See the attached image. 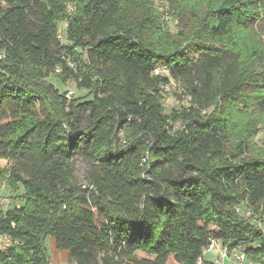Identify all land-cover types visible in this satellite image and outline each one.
<instances>
[{"label": "trees", "instance_id": "trees-1", "mask_svg": "<svg viewBox=\"0 0 264 264\" xmlns=\"http://www.w3.org/2000/svg\"><path fill=\"white\" fill-rule=\"evenodd\" d=\"M170 1L177 34L152 0H0V181L23 189L0 264H49L48 237L76 264H213L212 238L264 257V0ZM171 79L188 105L166 112Z\"/></svg>", "mask_w": 264, "mask_h": 264}, {"label": "rangeland", "instance_id": "rangeland-1", "mask_svg": "<svg viewBox=\"0 0 264 264\" xmlns=\"http://www.w3.org/2000/svg\"><path fill=\"white\" fill-rule=\"evenodd\" d=\"M178 1V0H173ZM182 3L189 9H193V7H196L199 3V0H181ZM153 7L157 11L158 17L162 21V23L168 28V30L173 33L177 34L179 33L186 21H189L190 13L185 14L184 17H181L180 14H178L177 9L175 6H173V2L170 0H152ZM193 17V16H192ZM191 17V18H192ZM264 26V23L262 24ZM67 27V24L64 22L61 24V39L62 41L66 42V37L64 34L65 28ZM187 30V29H186ZM264 39V37H262ZM162 74L168 75V71L165 68H159ZM56 72H60L57 71ZM50 81L54 83V85L61 91L66 92L67 96L70 95V97H81L82 99L87 98L88 91L85 89H81L77 86L76 81L74 80H68L66 83L61 82L58 79L57 75L51 76ZM182 93L180 90L169 88L164 89L163 92V106L167 111H170L172 109H180L183 105H188L187 99H183ZM68 97V98H70ZM259 126L258 130L253 133V137L251 138V141L249 142V151L252 153H264V122L262 119H259ZM175 127H178V124L175 125ZM73 165H74V171L75 175L78 179V181L82 184H85L84 186L88 185V175L90 173V166L89 164L80 156H76L73 158ZM8 167V161L7 160H0V169ZM23 192V189L20 188L18 191H14L11 189L5 181H0V209H5L7 207H13L18 206L22 204L21 200V193ZM4 199H7L8 202L4 201ZM241 209L242 211H248L250 208L247 206V203H241ZM8 244H10V238L8 236H1L0 237V246L5 247ZM45 247L48 253L49 258V264H76L74 261H72L69 257L68 251L66 250H60L56 247L53 238L48 237L45 241ZM243 250V247H238L237 249H229L227 245L223 242V247L216 248L209 253L205 255V258L208 259L213 264H231L230 263V254L234 253L236 251ZM261 261H264V257L261 258L259 261H255L252 258H248L249 264H260ZM220 262V263H219ZM176 264V263H171Z\"/></svg>", "mask_w": 264, "mask_h": 264}, {"label": "built area", "instance_id": "built-area-1", "mask_svg": "<svg viewBox=\"0 0 264 264\" xmlns=\"http://www.w3.org/2000/svg\"><path fill=\"white\" fill-rule=\"evenodd\" d=\"M74 9H75V5L73 3H69L68 4L69 12L74 11ZM59 32L61 33V28H60ZM60 33H59V37L62 38L61 37L62 33L61 34ZM56 70L60 71L59 68H57ZM156 73H161L159 68L156 69ZM163 88L164 89L173 88V89L180 90V92L182 91V85L179 82H177L176 80H173V79H171L169 83L164 85ZM68 97H70V95H68ZM188 99H190V98H188ZM4 201L8 202L7 199H4ZM238 210L241 211V208L238 207ZM243 212L246 215L250 214L249 210L248 211H243ZM221 247H223V242L220 239H218V238H212L210 243H209V245L205 248L204 254L206 255L210 251H212V250H214L216 248H221ZM230 263L231 264H249L248 256L246 255V253L244 251H236V252L230 254Z\"/></svg>", "mask_w": 264, "mask_h": 264}]
</instances>
